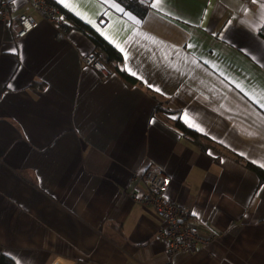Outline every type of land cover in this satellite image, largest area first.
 <instances>
[{
	"label": "crops",
	"instance_id": "0c3cea01",
	"mask_svg": "<svg viewBox=\"0 0 264 264\" xmlns=\"http://www.w3.org/2000/svg\"><path fill=\"white\" fill-rule=\"evenodd\" d=\"M11 1L17 13L0 14V256L165 264L162 220L142 203L146 173L164 172L213 238L175 264H264V183L245 163L264 170V0H132L144 17L121 0H50L117 49V64L85 33ZM28 12L40 25L19 39ZM92 54L107 75L83 63Z\"/></svg>",
	"mask_w": 264,
	"mask_h": 264
},
{
	"label": "built area",
	"instance_id": "2783aa9c",
	"mask_svg": "<svg viewBox=\"0 0 264 264\" xmlns=\"http://www.w3.org/2000/svg\"><path fill=\"white\" fill-rule=\"evenodd\" d=\"M28 6L44 20L57 26L66 25V17L61 10L47 0H26ZM17 8L11 0H0V14L3 19L15 15ZM17 36L25 38L36 30L40 22L33 13H23L17 16ZM83 63L93 67L101 73H107L105 66L95 55L83 57ZM147 192L142 199L145 206L152 207L162 220L159 233L161 241L165 244V264H175V257L182 253L193 255L197 253L200 245H208L213 238L204 237L200 228L191 223V213L170 196L169 185L171 177L164 172H148L145 175Z\"/></svg>",
	"mask_w": 264,
	"mask_h": 264
},
{
	"label": "trees",
	"instance_id": "16d2710c",
	"mask_svg": "<svg viewBox=\"0 0 264 264\" xmlns=\"http://www.w3.org/2000/svg\"><path fill=\"white\" fill-rule=\"evenodd\" d=\"M47 1L49 3H52L50 0H47ZM121 1L127 2V7L129 9L137 10L140 13V17H144L146 15L147 9L141 4L137 3L136 1H132V0H121ZM68 18L70 21V26L69 25H67L69 27L65 26L67 27L66 30L74 29V30H78V31L85 33L91 39V41L95 44L96 48L99 50V54H101V59L103 61L105 60L109 64L122 63L123 57L121 53L117 49H115L112 45H110L103 37H101L91 27L84 24L79 19H77L75 16L69 13H68ZM117 69H119V67H117ZM121 75L130 85L138 84V81L135 78L123 72ZM175 125L177 129L183 133V135H185L190 140H193L194 142L199 143L201 146H204L203 145L204 140L209 141L208 137L198 133L197 131L193 129H190L180 119H177L175 121ZM238 159L239 161H244L241 157H239ZM245 163H247L246 165L252 171L256 172L259 175L261 182L264 183V170L255 166L253 163H250V162H245ZM0 264H15V262L11 258L5 255H1Z\"/></svg>",
	"mask_w": 264,
	"mask_h": 264
},
{
	"label": "snow or ice",
	"instance_id": "6c2138e0",
	"mask_svg": "<svg viewBox=\"0 0 264 264\" xmlns=\"http://www.w3.org/2000/svg\"><path fill=\"white\" fill-rule=\"evenodd\" d=\"M253 2L255 3L256 0H253ZM161 3H162V0H155V2L151 4V7H153V8H158V7L161 5ZM66 6H67V5H66ZM121 11H123V10L121 9ZM78 14H81V15L87 16L86 13H80L79 11H78ZM105 14H107V13H105ZM130 18H131V17H130ZM89 22H90V23H94L90 18H89ZM136 23H139V21H136ZM125 43H127V42H125ZM117 47L120 48L121 52H123V53L125 54V59H127L128 54H127V52L125 51V48H124L123 46H121V44H119V43H117ZM132 74H133V75H136V73H134V72H133ZM237 87H239L241 91H245V89H244L243 87H241L239 84L237 85ZM155 90H156V91H159V89H155ZM245 94H246V95H251V94L248 93V92H245ZM253 98H255V97H253ZM256 102H257V103H260V106H261V107H264V93H261V94L259 95V98L256 99ZM184 119H185V121H186L187 123H189V126L196 127L198 130H202V129H199V126H198V125H196L193 121H191V119L188 117V114H187V113L184 114ZM261 166L264 167V164H262Z\"/></svg>",
	"mask_w": 264,
	"mask_h": 264
},
{
	"label": "clouds",
	"instance_id": "9594fccd",
	"mask_svg": "<svg viewBox=\"0 0 264 264\" xmlns=\"http://www.w3.org/2000/svg\"><path fill=\"white\" fill-rule=\"evenodd\" d=\"M67 20V19H66ZM68 25V22L66 23V25L65 26H67ZM65 26H62V27H65ZM92 55H94V54H92ZM96 56V55H95ZM96 58L102 63V61L96 56ZM103 65H104V63H102ZM105 66V65H104ZM93 68V67H92ZM105 68H106V70H107V73L105 74V73H103V74H105V75H107L108 74V69H107V67L105 66ZM96 70V69H95ZM101 73V72H100Z\"/></svg>",
	"mask_w": 264,
	"mask_h": 264
},
{
	"label": "water",
	"instance_id": "95a60500",
	"mask_svg": "<svg viewBox=\"0 0 264 264\" xmlns=\"http://www.w3.org/2000/svg\"><path fill=\"white\" fill-rule=\"evenodd\" d=\"M57 264H59V263H57Z\"/></svg>",
	"mask_w": 264,
	"mask_h": 264
}]
</instances>
